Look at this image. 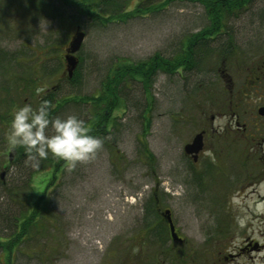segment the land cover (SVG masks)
<instances>
[{"label": "rangeland", "instance_id": "374dc122", "mask_svg": "<svg viewBox=\"0 0 264 264\" xmlns=\"http://www.w3.org/2000/svg\"><path fill=\"white\" fill-rule=\"evenodd\" d=\"M51 1L61 17L44 13L48 9L39 16L37 5L28 0H0V48L18 56V60H2L0 64V236L9 235L14 218L24 208L19 195L12 192L22 193L31 184L33 194H20L31 203L46 185L47 203V220L36 223L24 241L11 248V263L249 264L258 258L259 264H264V256H259L264 253V212L248 208L257 203L258 195H264V180L259 183L245 174L241 166L246 164L239 159L220 164L207 151L206 159L193 162L183 151V145L209 121L210 114L229 105L231 88L241 86V80L261 64L264 0H247L230 13L225 21L228 32L213 41L216 47L225 46L231 43L232 35L239 48L237 56L228 54L226 58L215 52L202 60L201 69L155 76L151 89L154 101L146 122L141 115L146 103L142 88L128 82L123 88L125 105L107 108L110 111L103 106L110 118L118 121L104 134L105 140L114 144L108 148L103 140L94 158L77 162L71 170L65 167L54 182H49L48 169L30 178L29 173L36 168L32 160L19 164L8 161L12 154L7 145L12 109L23 103L35 106L45 90L57 91L63 98L73 93L97 94L111 66L139 61L155 51L170 53L184 34L200 28L207 17L203 5L196 1L149 0L160 2L158 10L144 9L99 23L78 15L75 5ZM137 3L128 0L122 10H133ZM77 27L84 32L75 53L80 81L70 84L62 59ZM28 76L40 79L29 82L27 88ZM36 87H42L43 92L35 93ZM261 89L264 92V78L258 85ZM254 90L255 86L249 91ZM86 108L68 100L55 114L74 113L85 120ZM214 145L215 136L207 147L214 149ZM143 152L154 155L155 167L150 168V158ZM204 170L209 173L204 174ZM233 193L246 201L250 219L244 227L235 221V216L243 213L232 205ZM166 209L183 240L172 249L163 233L153 234L159 228L153 222H163L159 213L164 216ZM244 241L257 249L234 257ZM0 264H6L1 251Z\"/></svg>", "mask_w": 264, "mask_h": 264}, {"label": "trees", "instance_id": "16d2710c", "mask_svg": "<svg viewBox=\"0 0 264 264\" xmlns=\"http://www.w3.org/2000/svg\"><path fill=\"white\" fill-rule=\"evenodd\" d=\"M137 1L138 3L135 4L134 9L128 11L122 10L124 4L128 2V0H63L65 4L75 5L77 7L78 15L86 16L92 21L99 23H104L113 19H119V17L123 16V14H135L136 12L144 11V9L155 11L158 10L157 8L161 5L160 2L155 4L150 3L149 0ZM170 1L172 0H166L165 3H169ZM190 1H196L203 5L204 11L206 13L205 16L207 17V22L197 30L184 34L180 39L176 49L174 48L170 53L166 54H163L160 51H155L148 57L139 59V61L136 62L126 64H120L117 62L118 64L116 63L115 66H111L105 77L101 80L99 92L97 94L73 93L71 96L63 98L58 96L57 91L55 92L51 89L45 90L39 97H37L38 103L42 99H48L51 102V115L57 113V110L60 109L61 106H63V104L68 100L86 106L87 117L84 120L85 123L91 128L93 135L100 136L103 140H105L104 134L108 132V129H110L111 126H116L118 124L117 118H110L111 116H109L108 114V111L110 110L108 109H115L119 107L120 104L125 105L126 98L123 93V88L128 82L134 81L138 83L142 88V93L146 103L141 109V115L143 118V122H146L150 113V106L154 101V94L151 89L155 80V76L158 73L173 74L179 71H194L197 69H201L202 60L211 58L210 56L215 52L222 54V56L226 58L228 57V54L233 55V49L230 43L225 46L223 44L219 47H216L213 44V41L216 40L219 34L228 32L226 27L227 24L225 22L226 19L228 18L230 13H234L236 12V10L240 9L247 0ZM29 2L37 5V13L39 14V16L42 14L41 11L48 9V12L46 11L44 13H48L49 15L51 14L52 16L56 17H61L60 12L54 8L53 2L51 0H28V3ZM144 2L149 3L148 6H144L142 8L141 6L142 4H144ZM228 35L230 34L228 33ZM231 37L232 35H230L229 38ZM57 48L58 46L56 47V49ZM51 49L53 50L55 49V47L53 46L51 47ZM36 59L40 60L38 58ZM59 59H61V57ZM2 60H18V56L14 51L12 52L4 48H0V64H2ZM62 60H64V54ZM56 68H54V70ZM78 68L79 65L77 64L74 72L72 73V76L69 77L67 75L66 80L68 83L74 84L80 81V73L78 72ZM50 72H48L47 74H50ZM35 79H40V77H36ZM35 79L31 76H28V78H26V80H28V84L26 85V87H30L29 82L34 83ZM2 102H6V99H4L3 97ZM103 106H105V109L108 108L107 112L104 111L105 109L103 108ZM100 110H103V112ZM0 116L3 115L0 114ZM105 142L108 148H110L114 144L113 142L112 144L109 139H106ZM143 146L144 151H147L146 146L148 145L146 144V142H143ZM13 153H15L14 156L12 155ZM12 154L8 155V161L11 164H19L20 162L30 160L28 154L25 153L23 147L21 146H17L14 150H12ZM143 155L144 157H146V159L147 157L150 158V168L155 167L156 160L154 155L146 156L145 152H143ZM65 167V161L59 158H55L50 154L48 157L40 161L39 166L34 168L29 173V176L31 178L34 173L40 170L48 169L50 177L49 182H54V180L57 179V175H59L60 177ZM1 178L2 177L0 176V181L3 182ZM27 187L28 188L24 189V191L22 190V193H16L9 190L10 192H12V194L19 195L24 208L21 209L19 215L14 218V228L9 233V235H7L6 238L0 236V251L5 253L6 264H13L10 261L11 248L15 245H20V242L24 241L26 235L29 233L30 228L34 227L36 223L38 224V222L44 221V219L47 220L45 214L47 203L45 201L46 194L44 195V188L39 192V194L37 195L38 197L30 203L27 202V198H25L26 196H23L24 198L20 197V194H26L28 192H31L33 194L32 185L30 184ZM149 210L150 209L147 206V212L151 213L149 212ZM146 226L149 227V224H147ZM155 233H159L157 235H161L162 227H159L157 231H153V234Z\"/></svg>", "mask_w": 264, "mask_h": 264}, {"label": "flooded vegetation", "instance_id": "af4514ba", "mask_svg": "<svg viewBox=\"0 0 264 264\" xmlns=\"http://www.w3.org/2000/svg\"><path fill=\"white\" fill-rule=\"evenodd\" d=\"M230 41L233 56H237L239 48L234 43L233 37L230 38ZM253 69L251 74L241 80V86L236 85L234 89L231 88L229 105L216 108L215 112L210 114L209 121L199 128L198 132H202L203 144L197 159L193 161L190 154H184L193 162L199 161L200 158L206 159L203 156L207 151H210L211 159H214L213 155H215L220 160V164H224L226 159L230 162L239 159L242 164H246V166H241V170L245 171V174L249 173V177L257 178L260 183L264 180V92L262 89L258 90V85L264 78V58L261 60V64ZM252 74L253 77L251 78ZM230 81H233L232 78ZM255 83L256 85H254ZM253 86H255V90L250 92L249 90ZM254 93L255 97H253ZM213 136H215V145L214 149H210L207 147V143ZM191 139L187 142H190ZM248 166H250V170ZM203 173L208 174L209 172L204 170ZM159 217L163 222L153 223L155 226L163 227L162 233L165 235V239L168 238L169 240V249L182 243L181 237L179 241L172 239L168 222L161 212ZM252 249H257V247L249 241H244L238 246V252L234 257L246 251H252Z\"/></svg>", "mask_w": 264, "mask_h": 264}, {"label": "clouds", "instance_id": "9594fccd", "mask_svg": "<svg viewBox=\"0 0 264 264\" xmlns=\"http://www.w3.org/2000/svg\"><path fill=\"white\" fill-rule=\"evenodd\" d=\"M34 91L40 94L43 88L36 87ZM50 105L48 99H42L35 106L23 103L12 109L7 133L9 151L17 146L23 147L29 159L33 161V167H38L40 161L51 154L65 161L69 170L74 168L77 162L94 158L97 150L102 147L103 139L93 135L85 121L74 113L51 115ZM230 201L237 207L238 213H243L235 216L239 227H244L250 219L248 208L257 213L264 212V201L249 204L246 208V201L235 193L230 196ZM259 256H264V253ZM254 264H259L258 258Z\"/></svg>", "mask_w": 264, "mask_h": 264}, {"label": "water", "instance_id": "95a60500", "mask_svg": "<svg viewBox=\"0 0 264 264\" xmlns=\"http://www.w3.org/2000/svg\"><path fill=\"white\" fill-rule=\"evenodd\" d=\"M83 38L84 32L77 29L71 36L68 46L66 48V54L64 55V59L66 62L67 75L69 77L72 76V73L77 65L78 60L75 53L80 49ZM202 144V132L199 131L194 134L190 142L184 144L183 151L186 154H190L192 156V159L195 161L197 159L199 150L202 148ZM164 217L168 222L169 231L172 239L176 241L181 240L175 231V226L173 224L169 209L165 210Z\"/></svg>", "mask_w": 264, "mask_h": 264}, {"label": "bare ground", "instance_id": "6f19581e", "mask_svg": "<svg viewBox=\"0 0 264 264\" xmlns=\"http://www.w3.org/2000/svg\"><path fill=\"white\" fill-rule=\"evenodd\" d=\"M264 201V195H258L256 202Z\"/></svg>", "mask_w": 264, "mask_h": 264}]
</instances>
